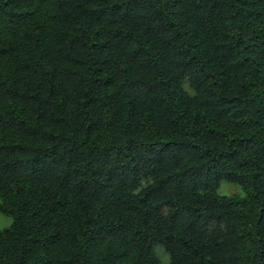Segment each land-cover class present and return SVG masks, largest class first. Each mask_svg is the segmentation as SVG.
<instances>
[{"label": "trees", "instance_id": "obj_1", "mask_svg": "<svg viewBox=\"0 0 264 264\" xmlns=\"http://www.w3.org/2000/svg\"><path fill=\"white\" fill-rule=\"evenodd\" d=\"M0 213V264H264V0H0Z\"/></svg>", "mask_w": 264, "mask_h": 264}, {"label": "rangeland", "instance_id": "obj_2", "mask_svg": "<svg viewBox=\"0 0 264 264\" xmlns=\"http://www.w3.org/2000/svg\"><path fill=\"white\" fill-rule=\"evenodd\" d=\"M185 91L187 93H191V90L188 88L186 84L183 85ZM217 193L221 195H226V196H235V197H242L244 193L242 190L235 184L229 183L227 181L221 180L219 182L218 188H217ZM243 193V195H242ZM0 217H4V221L6 222V218L9 216L3 215L0 213ZM155 251L157 255L159 256L160 260L162 263H165L167 261V254L160 248V247H155Z\"/></svg>", "mask_w": 264, "mask_h": 264}, {"label": "clouds", "instance_id": "obj_3", "mask_svg": "<svg viewBox=\"0 0 264 264\" xmlns=\"http://www.w3.org/2000/svg\"><path fill=\"white\" fill-rule=\"evenodd\" d=\"M243 195V193H242ZM4 217H0V230L6 229V228H11L12 224L14 223V218L13 217H7L6 222L4 221Z\"/></svg>", "mask_w": 264, "mask_h": 264}]
</instances>
